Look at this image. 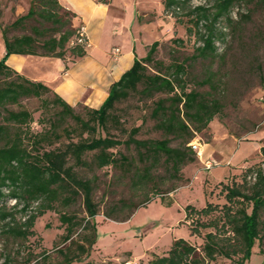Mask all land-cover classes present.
Here are the masks:
<instances>
[{"label":"rangeland","instance_id":"374dc122","mask_svg":"<svg viewBox=\"0 0 264 264\" xmlns=\"http://www.w3.org/2000/svg\"><path fill=\"white\" fill-rule=\"evenodd\" d=\"M181 2L175 11L166 12L162 0H110V11L105 16L100 42L118 44L128 41L129 29L136 37L140 54L145 49L144 45L148 48L157 40L154 58L162 65L153 63L151 66L167 71L174 70L175 64L184 65L182 76L187 89L200 92L208 100L218 101L220 110L206 128L193 131L190 141L196 139L200 142L201 157L196 154L193 162L181 168L180 179L170 178L168 166L161 159L151 170V176L142 183L136 182L138 177L134 173L140 171L145 162L133 144L124 143L113 151L129 157L131 172L125 173L119 166L111 165L75 168L79 176L90 178L94 183L93 199L99 209L94 217L96 241L84 256L85 260L94 264L108 261L126 264L130 256L141 262L152 253H164L171 242L179 237L200 246L203 234L212 228L201 227V236L191 235L190 221L184 219L185 205L190 203L198 209L205 204V200L221 206L226 203L223 185H239L246 191L252 183V176H248L245 183L244 170L259 163L264 167L261 160L264 154V0H237L230 9V18L222 16L215 24L218 36L215 52L202 57L194 56L201 42L192 22L196 16L192 8L202 5L211 13L215 0ZM29 4L30 0H0V24L5 26L11 23L27 11ZM73 19L74 16L72 23ZM202 23L204 25L205 22ZM203 25L200 24V31L205 30ZM90 28L93 38H99L93 23ZM26 30L12 29L8 35H18ZM2 52L0 29V59ZM45 96L52 97V93ZM21 104L29 109L33 119L27 125H9L12 132L17 130L21 133L23 143L30 151L59 147L69 138L76 139L73 135L68 137L62 134V128L71 122L68 118L56 123V129L61 133L59 139H56L57 135L43 138L45 136L42 134L48 131L57 108L54 110L50 107L53 109L50 111L48 107H43L39 98L22 99ZM83 106L79 103L73 108L82 113ZM152 107V100L142 99L139 94L117 103L114 113L119 121L111 128V134L124 140L137 129L134 137L138 139L164 137L154 127V120L150 117ZM4 114L0 111V124L7 123ZM168 138L171 146H179L185 134ZM206 159L211 160L209 168L204 166ZM147 197L150 201L134 210L127 220L114 219L127 215L134 204L141 203ZM121 199L129 201L127 206H117ZM12 203L8 202L7 210L12 211L15 218H0V264L4 261L8 264H59L62 256L58 249L69 243V240L61 241L65 224L61 223L59 215L65 212L75 214L79 219L86 217L82 196H77L68 207L55 203L54 209L46 210L35 219L32 227L35 233L25 239L13 237L4 231L7 222L14 224L22 221L21 212H18L20 206L11 208ZM105 213L112 218L105 216ZM211 217L212 214L202 219L208 221ZM259 226L260 238L255 241L250 256L242 264H261L264 261V208ZM84 233L88 231L77 226L71 238L81 242ZM208 264L236 263L217 256Z\"/></svg>","mask_w":264,"mask_h":264},{"label":"trees","instance_id":"16d2710c","mask_svg":"<svg viewBox=\"0 0 264 264\" xmlns=\"http://www.w3.org/2000/svg\"><path fill=\"white\" fill-rule=\"evenodd\" d=\"M94 1L103 4L110 2ZM236 1L215 0L211 13L202 5L192 8L196 12L192 22L201 42L194 56H208L215 52V41L218 38L215 24L222 16L230 18V9ZM181 3V0H162L166 12L175 11ZM73 16L74 12L65 8L59 0H30L24 14L5 26L0 24L4 44V54L0 59V111L5 112L7 120V123L0 124V218H15L14 213L7 210L8 202H13L11 208L20 206L18 212H21L22 221L14 224L7 222L4 231L13 237L25 239L35 233L32 228L35 219L46 210L54 209L55 203L68 207L77 196H82L86 217L79 219L75 214L65 212L59 215V220L65 224L61 241L69 240L64 248L58 249L62 256L59 264H94L84 259L96 241L94 217L99 209L93 199L94 183L90 178L79 176L75 168L111 165L119 166L125 173L131 172L129 157L113 151L124 143L133 144L145 162L140 171L134 173L138 177L136 182L142 183V180L151 176V170L161 159L168 166L170 178L180 179L181 168L196 158V152L187 145L193 137V131L206 128L219 112L220 104L202 97L196 90L187 89L182 76L184 65L175 64L174 70L167 71L151 66L153 63L162 65L154 58L157 40L149 45L144 56L134 57L131 66L110 84L108 94L99 106L85 105L82 113L76 112L72 105L42 81L28 78L5 62L10 54L62 59L68 54L84 55L81 46L70 44L75 32ZM200 24L204 26V31H200ZM12 29L27 30L9 36ZM49 92L52 97L45 96ZM133 94L152 100L150 117L154 120V127L164 137L138 139L134 137L137 129L124 140L111 134V128L119 121L114 113L116 104L129 99ZM29 98H39L43 107H48L50 111L57 108L51 117L48 131L42 134L45 136L43 138L57 135L56 139H59L61 133L56 129V123L68 118L71 122L62 128V134L68 137L73 135L76 139L69 138L62 146L51 149H27L21 133L17 130L12 132L9 124L27 125L33 119L29 109L21 104L22 99ZM182 134H185V138L179 146L169 144L168 136L177 137ZM248 176H252V183L246 191L239 185H223L226 203L221 206L209 201L198 209L190 203L185 205L184 219L190 221L191 235L201 236V227L212 228L203 234L200 246L182 237L175 238L164 253H152L146 260L129 264H208L217 256L231 259L236 264L244 263L255 241L260 238V215L264 208V167L260 163L248 166L243 174L245 183L248 182ZM149 201L148 197L145 198L141 203L134 204L127 215L114 219L127 220L134 210ZM128 203L121 199L117 206L125 207ZM211 214L208 221H203V216ZM105 216L112 218L109 213H105ZM77 226L88 231L84 233L81 242L71 238ZM3 264L8 263L4 261ZM101 264L113 263L108 261Z\"/></svg>","mask_w":264,"mask_h":264},{"label":"crops","instance_id":"0c3cea01","mask_svg":"<svg viewBox=\"0 0 264 264\" xmlns=\"http://www.w3.org/2000/svg\"><path fill=\"white\" fill-rule=\"evenodd\" d=\"M59 2L74 12V26L83 22L87 27L91 45L85 49L84 55H66L62 59L10 54L7 63L28 78L42 81L72 106L80 103L97 107L106 98L110 84L131 66L134 57L144 56L148 48L144 45L146 50H142L139 54L136 37L129 29H127L128 41H120L118 44L100 42L105 16L110 11L108 4L94 0H59ZM92 23L97 29L99 38L92 36L90 28ZM115 46L119 48V52L113 56L110 51ZM2 53L4 54V44ZM135 260V257L130 256L126 264Z\"/></svg>","mask_w":264,"mask_h":264},{"label":"built area","instance_id":"2783aa9c","mask_svg":"<svg viewBox=\"0 0 264 264\" xmlns=\"http://www.w3.org/2000/svg\"><path fill=\"white\" fill-rule=\"evenodd\" d=\"M74 27H75V32H74V36L70 40V44L71 45H79L85 51V49L90 47V45H91L87 27L83 22L77 23ZM118 52H119L118 47L115 46V47L111 48V51H110L111 55L116 56L118 54ZM188 144L191 146V148L196 152V154L200 158L201 152H202L200 142H197L196 139H193ZM261 160H262V162H264V154L262 155ZM262 165H264V164L262 163ZM204 166L206 168H209L211 166V160L206 159V161H204Z\"/></svg>","mask_w":264,"mask_h":264}]
</instances>
